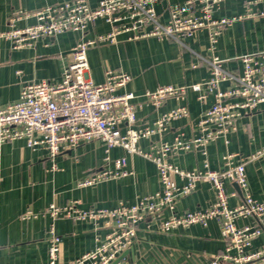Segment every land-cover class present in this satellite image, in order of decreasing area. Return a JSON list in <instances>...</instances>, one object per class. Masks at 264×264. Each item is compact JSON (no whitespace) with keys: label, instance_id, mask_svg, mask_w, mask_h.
I'll return each mask as SVG.
<instances>
[{"label":"crops","instance_id":"obj_1","mask_svg":"<svg viewBox=\"0 0 264 264\" xmlns=\"http://www.w3.org/2000/svg\"><path fill=\"white\" fill-rule=\"evenodd\" d=\"M74 0H0V34L9 29V19L14 13L23 14L49 5ZM95 8L102 0H86ZM186 0H164L155 4L163 23L169 20V7ZM255 13L256 16H249ZM264 0H224L215 18L235 19L220 36L215 52L209 50L207 31L198 32L185 40L186 47L170 39H142L127 41L121 36L116 44H102L88 50L89 77L101 84L107 70H118L132 76L126 91L137 96L161 87H182L204 84L210 79V69L201 63L198 56L210 59L218 56L225 69L240 75L242 58L264 51ZM36 23L35 18L21 17L16 27L23 29ZM110 27L99 20L86 32H67L55 37L41 38L31 48L13 49L12 43L0 38V109L17 102L21 90L28 83H59L72 61V51L81 39H94L106 34ZM236 83L224 82L221 91L235 87ZM215 92L205 101L190 91L184 100L170 98L160 110L144 105L138 111L137 125L148 126L170 110L185 105L189 117L171 123L163 136L165 142H173L178 135L191 139L199 133L198 122L215 102ZM156 136L139 142L144 151L151 150ZM104 143L93 141L82 144L73 151L62 152L54 162L43 148H29L25 141L0 142V264H49L50 240L48 228L51 220L45 211L51 204L59 206L79 202L82 209H115L121 203L132 206L144 196L158 193L161 184L156 166L138 155L125 153L120 148L111 152L112 160L125 158L126 170L133 175L110 180L93 186L81 187L89 176L105 167ZM264 106L244 114L236 130L226 138L212 142L207 155L201 151L178 152L169 159L182 170H203L208 161L212 170L225 168L224 156L233 155L234 163L245 161L249 190L254 199L264 202ZM259 152L261 154L257 155ZM255 155L254 159H250ZM54 165L56 169L54 168ZM113 163L109 168H113ZM179 185L183 182L176 178ZM229 193L238 190L235 184L227 183ZM215 201V191L206 182H200L188 196L176 203V212L198 211L209 208ZM242 194L230 199V206H238ZM32 210L38 218L23 220L22 215ZM171 213L165 211L163 219ZM239 226L264 228L255 219H243ZM56 232L62 238L59 264L81 257L95 247L97 237L103 238L108 230L104 222L60 219ZM225 248L220 225L213 221L208 227L199 225L171 233H162L159 224L149 218L140 223L133 246L121 253L128 255L119 264H209L219 257ZM264 248V234L257 238L251 251ZM117 258V259H118ZM116 259V260H117ZM226 264V263H221Z\"/></svg>","mask_w":264,"mask_h":264},{"label":"built area","instance_id":"obj_2","mask_svg":"<svg viewBox=\"0 0 264 264\" xmlns=\"http://www.w3.org/2000/svg\"><path fill=\"white\" fill-rule=\"evenodd\" d=\"M161 1L164 0H102L95 8L86 0L49 5L28 14L14 13L9 19L8 31L0 34V38L12 43L13 49H22L33 47L41 38L67 32L84 33L99 20L109 26L110 31L106 34L77 42L61 82L25 84L19 100L0 109V142L23 140L29 148L47 150L54 162L64 151L101 141L105 146V167L89 176L80 184L81 187L133 175L132 171L126 170L125 158L112 160L111 152L115 148L151 161L157 168L161 184L158 193L141 197L132 206L121 203L115 209L85 210L79 202L49 205L45 211L51 220L48 228L49 264H59L62 238L56 232V223L64 218L95 225L104 222L108 230L103 238H96L91 251L68 264H112L121 253L133 246L138 227L147 218L158 223L162 233L195 225L208 227L215 221L221 227L225 248L209 264H264V248L251 251L254 241L264 234V228L257 224H238L243 219L262 222L264 218V202L254 199L250 193L245 161L235 164V156L226 155L222 171L212 170L208 161H205L203 170L195 171L182 170L169 161L172 155L182 151H201L206 156L209 144L226 138L236 130L237 122L244 114L264 106V51L244 56L240 75L228 72L223 61L214 54L210 59L198 56L201 63L210 69L208 82L161 87L140 96L126 91L132 82L128 73L107 70L101 84L94 83L89 77L87 53L91 47L116 44L121 36L127 41L170 39L186 47L185 40L200 31H207L209 50L215 52L220 36L235 21L215 18L224 0H186L182 4L171 5L169 20L163 23L155 9V4ZM21 17H33L36 23L23 29L17 28L16 22ZM224 82H235L236 85L221 91L219 88ZM190 91L197 93L200 101H205L210 93L215 92V102L200 118L199 133L195 137L186 139L178 135L173 142L162 140L171 123L189 117V109L185 105L161 114L151 125H137L138 111L144 105L160 110L168 99L184 100ZM156 136L161 141L153 143L151 150L144 151L139 147L140 141ZM255 157L253 155L250 159ZM112 163L114 167L109 168ZM176 178L183 184L179 185ZM200 182L212 186L214 203L205 210L178 214L175 210L177 201L190 195ZM227 183L240 188L242 202L238 206H230V199L235 198L238 192L229 193ZM165 211L171 213L166 220L163 219ZM38 217L32 210L22 215L23 220Z\"/></svg>","mask_w":264,"mask_h":264},{"label":"water","instance_id":"obj_3","mask_svg":"<svg viewBox=\"0 0 264 264\" xmlns=\"http://www.w3.org/2000/svg\"><path fill=\"white\" fill-rule=\"evenodd\" d=\"M235 186H236V189L238 190V192L241 193L239 186L236 185V184H235ZM127 255H128V252H125L121 257H119V258H118L115 262H113L112 264H119V263L121 262V260H122L124 257H126Z\"/></svg>","mask_w":264,"mask_h":264},{"label":"rangeland","instance_id":"obj_4","mask_svg":"<svg viewBox=\"0 0 264 264\" xmlns=\"http://www.w3.org/2000/svg\"><path fill=\"white\" fill-rule=\"evenodd\" d=\"M99 46H101V45H97V46H94V47H99ZM91 48H93V47H91Z\"/></svg>","mask_w":264,"mask_h":264}]
</instances>
